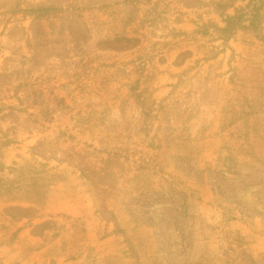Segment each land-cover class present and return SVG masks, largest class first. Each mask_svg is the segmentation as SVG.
I'll return each mask as SVG.
<instances>
[{
	"label": "rangeland",
	"instance_id": "obj_1",
	"mask_svg": "<svg viewBox=\"0 0 264 264\" xmlns=\"http://www.w3.org/2000/svg\"><path fill=\"white\" fill-rule=\"evenodd\" d=\"M0 264H264V0H0Z\"/></svg>",
	"mask_w": 264,
	"mask_h": 264
}]
</instances>
